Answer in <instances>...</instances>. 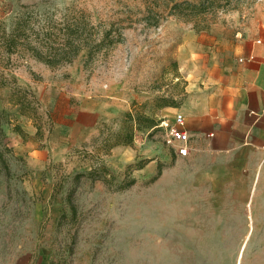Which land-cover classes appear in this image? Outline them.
<instances>
[{
    "label": "rangeland",
    "instance_id": "1",
    "mask_svg": "<svg viewBox=\"0 0 264 264\" xmlns=\"http://www.w3.org/2000/svg\"><path fill=\"white\" fill-rule=\"evenodd\" d=\"M160 3L0 0L8 29L24 12L35 31L82 24L73 42L90 48L54 67L0 48V264H264V191L232 199L196 182L165 145L162 110L184 99V35L249 24L264 0L192 21ZM108 30L115 43L96 50ZM89 98L103 106L97 130L71 146L67 127Z\"/></svg>",
    "mask_w": 264,
    "mask_h": 264
},
{
    "label": "crops",
    "instance_id": "2",
    "mask_svg": "<svg viewBox=\"0 0 264 264\" xmlns=\"http://www.w3.org/2000/svg\"><path fill=\"white\" fill-rule=\"evenodd\" d=\"M175 62L184 99L162 110L168 123L177 113L185 119L190 153L178 158L188 162L196 182L224 197L263 192L264 11L246 25L188 31ZM102 107L89 98L74 110L77 117L66 133L71 146L94 134Z\"/></svg>",
    "mask_w": 264,
    "mask_h": 264
},
{
    "label": "trees",
    "instance_id": "3",
    "mask_svg": "<svg viewBox=\"0 0 264 264\" xmlns=\"http://www.w3.org/2000/svg\"><path fill=\"white\" fill-rule=\"evenodd\" d=\"M159 9L162 16L176 17L186 21L194 19H202L208 14L215 15L220 8L227 7L231 0H160ZM159 11V10H158ZM149 15L152 12H148ZM31 14L24 12L21 15L15 16L11 22L9 29L7 25L0 22V48L3 52L10 56L17 51L28 52L31 57L50 67L57 66L64 62H71L77 56L80 50H89L86 45H74V34L78 33L84 27L82 24L66 25L63 28L57 29L51 24L41 27L35 31L31 28ZM156 25V24H155ZM208 30L207 26L197 29L196 32ZM110 37V30L105 31L102 39L94 47L96 50H101L105 46L115 43ZM42 38V39H41ZM120 36L117 41H120ZM90 54V50H89ZM180 104V103H179ZM177 105H164L163 107H177ZM162 107V108H163ZM130 116V114H129ZM131 117V116H130ZM160 123H153L149 128H154ZM159 127V126H158ZM19 134H23L19 127L15 130ZM133 130L130 129L125 146H130L133 142ZM117 143L116 145H118ZM173 154V152L171 151ZM174 155V154H173ZM160 167V166H159ZM160 174V168L157 175ZM133 183L130 182V184ZM128 184V185H130Z\"/></svg>",
    "mask_w": 264,
    "mask_h": 264
},
{
    "label": "built area",
    "instance_id": "4",
    "mask_svg": "<svg viewBox=\"0 0 264 264\" xmlns=\"http://www.w3.org/2000/svg\"><path fill=\"white\" fill-rule=\"evenodd\" d=\"M185 119L181 114H177L174 117V121L171 124H166V139L165 145L170 148L173 154L180 158H186L189 156V133L184 129ZM264 163V157L262 159Z\"/></svg>",
    "mask_w": 264,
    "mask_h": 264
}]
</instances>
